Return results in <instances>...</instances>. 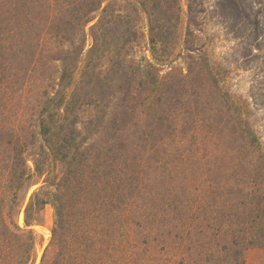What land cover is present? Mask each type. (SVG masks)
<instances>
[{
    "label": "trees",
    "instance_id": "obj_1",
    "mask_svg": "<svg viewBox=\"0 0 264 264\" xmlns=\"http://www.w3.org/2000/svg\"><path fill=\"white\" fill-rule=\"evenodd\" d=\"M195 5L0 0V264L37 263L47 207L39 264H247L264 250V143L206 41L217 20L264 54V0H216L217 17Z\"/></svg>",
    "mask_w": 264,
    "mask_h": 264
},
{
    "label": "rangeland",
    "instance_id": "obj_2",
    "mask_svg": "<svg viewBox=\"0 0 264 264\" xmlns=\"http://www.w3.org/2000/svg\"><path fill=\"white\" fill-rule=\"evenodd\" d=\"M182 1V13H186V0ZM193 1L197 4L195 5V12H204L202 16L208 13L209 16L217 17L219 11L209 8V5L216 4V0ZM201 2L206 4L204 9L198 6ZM206 41L209 44L210 55L225 69L226 89L233 95L248 101L251 117L264 143V54L250 51L244 40L234 39L225 28V25L217 20L209 23L206 31ZM90 44L91 40L89 39L88 45ZM64 171L65 167L59 165L56 169L57 177L61 178ZM40 185L41 183L33 184L21 192L17 215L18 222L31 194ZM52 223L53 209L47 207L42 214L41 224L35 227L37 233L42 237V244L37 248L38 260L36 264H39L43 251L48 244ZM20 225H23V223ZM245 259L247 264H264V250L252 248L247 251Z\"/></svg>",
    "mask_w": 264,
    "mask_h": 264
},
{
    "label": "bare ground",
    "instance_id": "obj_3",
    "mask_svg": "<svg viewBox=\"0 0 264 264\" xmlns=\"http://www.w3.org/2000/svg\"><path fill=\"white\" fill-rule=\"evenodd\" d=\"M30 193V192H29ZM28 199V198H27ZM19 222H20V224H22L23 223V213H21L20 214V217H19Z\"/></svg>",
    "mask_w": 264,
    "mask_h": 264
}]
</instances>
